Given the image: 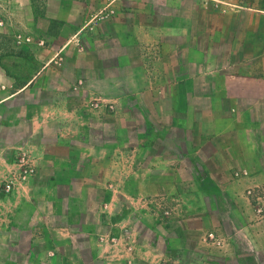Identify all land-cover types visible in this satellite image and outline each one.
Returning <instances> with one entry per match:
<instances>
[{"label":"crops","instance_id":"obj_1","mask_svg":"<svg viewBox=\"0 0 264 264\" xmlns=\"http://www.w3.org/2000/svg\"><path fill=\"white\" fill-rule=\"evenodd\" d=\"M252 2L3 0L50 54L16 96L57 55L97 60L60 76L27 132L0 120L17 131L0 144V264H264L248 194L264 192V2Z\"/></svg>","mask_w":264,"mask_h":264},{"label":"rangeland","instance_id":"obj_2","mask_svg":"<svg viewBox=\"0 0 264 264\" xmlns=\"http://www.w3.org/2000/svg\"><path fill=\"white\" fill-rule=\"evenodd\" d=\"M252 1V4L264 2V0ZM250 9H253V5ZM15 17L9 7L6 6V3L0 0V120L5 118L9 119V121L23 119V131L27 132L30 130V124L25 122V117L35 114L39 106L50 103L53 92L55 93L58 88H61V85L58 84L60 76L65 74L67 78L73 80L75 77L74 67L80 64L90 66L91 64L87 62L92 57L86 58L85 61L80 58L81 55L75 53L67 52L57 55L54 60V63L56 62L54 69L44 75L42 81L36 86L32 85L16 96L34 78L38 69L48 61L50 54L45 52L43 48L39 51L32 46L33 38L28 35L34 34L35 23L32 21L28 22L26 19L20 20V22ZM40 24H43L42 20ZM93 56L112 57L111 55ZM91 60H97V58L93 57ZM10 97L12 98L7 102H2ZM1 127L0 144L7 143L8 140L13 142L17 137V131L13 129L6 130ZM19 159H22V156ZM9 183L11 190L7 191L6 185ZM2 189L5 193H10L14 189V184L11 181H5ZM161 203L163 202L157 200L154 204L158 207ZM159 216H155V221H158Z\"/></svg>","mask_w":264,"mask_h":264},{"label":"built area","instance_id":"obj_3","mask_svg":"<svg viewBox=\"0 0 264 264\" xmlns=\"http://www.w3.org/2000/svg\"><path fill=\"white\" fill-rule=\"evenodd\" d=\"M237 176H239V174H237ZM6 190L7 191H10L11 190L10 183L6 185ZM248 194H249V196L251 198L254 199L256 205L259 207L258 208V212L263 213L264 212V192H260V193L256 194L254 192V190H250L248 192Z\"/></svg>","mask_w":264,"mask_h":264}]
</instances>
